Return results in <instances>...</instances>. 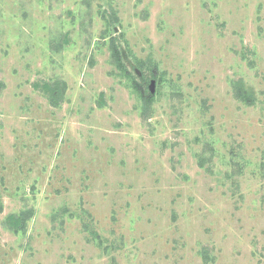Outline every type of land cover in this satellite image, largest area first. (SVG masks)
I'll use <instances>...</instances> for the list:
<instances>
[{"label": "rangeland", "instance_id": "rangeland-1", "mask_svg": "<svg viewBox=\"0 0 264 264\" xmlns=\"http://www.w3.org/2000/svg\"><path fill=\"white\" fill-rule=\"evenodd\" d=\"M0 264H264V0H0Z\"/></svg>", "mask_w": 264, "mask_h": 264}, {"label": "trees", "instance_id": "trees-1", "mask_svg": "<svg viewBox=\"0 0 264 264\" xmlns=\"http://www.w3.org/2000/svg\"><path fill=\"white\" fill-rule=\"evenodd\" d=\"M110 49H111L112 62L116 65V67H118L119 70H121L123 72L124 75L130 77L131 73L127 70L124 63L122 62L121 56H120V51L118 48H116V46L112 40L110 43ZM132 85L136 91H139V92L142 91L139 82L135 81L134 78H132ZM44 88L48 92H50L52 98H54L55 93H57V91H58V89H56L55 87L50 88L48 84H45ZM234 94H235V97L237 99L244 100L246 103L252 102V99L243 93V90L241 89V87L238 88V86H235ZM143 96H144V94L142 92V97ZM151 99H152V95L147 94L145 96V103L148 104V102H150ZM31 213H32L31 210H26V211L20 212L19 215L17 217H15L16 224L19 225V227L23 228L25 226V221L29 218Z\"/></svg>", "mask_w": 264, "mask_h": 264}, {"label": "water", "instance_id": "water-1", "mask_svg": "<svg viewBox=\"0 0 264 264\" xmlns=\"http://www.w3.org/2000/svg\"><path fill=\"white\" fill-rule=\"evenodd\" d=\"M150 87H151L150 89H151V92H152V91H153V83L151 84V86H150Z\"/></svg>", "mask_w": 264, "mask_h": 264}]
</instances>
